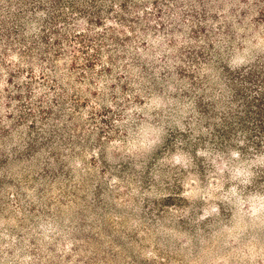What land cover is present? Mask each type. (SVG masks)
I'll list each match as a JSON object with an SVG mask.
<instances>
[{"label":"rangeland","instance_id":"obj_1","mask_svg":"<svg viewBox=\"0 0 264 264\" xmlns=\"http://www.w3.org/2000/svg\"><path fill=\"white\" fill-rule=\"evenodd\" d=\"M0 264H264V0H0Z\"/></svg>","mask_w":264,"mask_h":264}]
</instances>
